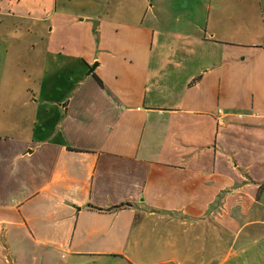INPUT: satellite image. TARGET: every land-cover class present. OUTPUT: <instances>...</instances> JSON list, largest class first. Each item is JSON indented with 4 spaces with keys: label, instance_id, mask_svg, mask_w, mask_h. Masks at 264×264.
<instances>
[{
    "label": "crops",
    "instance_id": "crops-1",
    "mask_svg": "<svg viewBox=\"0 0 264 264\" xmlns=\"http://www.w3.org/2000/svg\"><path fill=\"white\" fill-rule=\"evenodd\" d=\"M0 264H264V0H0Z\"/></svg>",
    "mask_w": 264,
    "mask_h": 264
},
{
    "label": "water",
    "instance_id": "water-1",
    "mask_svg": "<svg viewBox=\"0 0 264 264\" xmlns=\"http://www.w3.org/2000/svg\"><path fill=\"white\" fill-rule=\"evenodd\" d=\"M93 67H94V66H92L91 71H92Z\"/></svg>",
    "mask_w": 264,
    "mask_h": 264
}]
</instances>
